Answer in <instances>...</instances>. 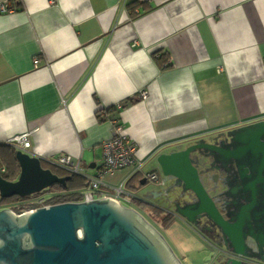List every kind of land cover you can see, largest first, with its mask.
<instances>
[{"label": "crops", "instance_id": "obj_1", "mask_svg": "<svg viewBox=\"0 0 264 264\" xmlns=\"http://www.w3.org/2000/svg\"><path fill=\"white\" fill-rule=\"evenodd\" d=\"M7 1L0 143L30 130L39 158L67 153L93 174L114 122L135 143L143 178L160 173L159 154L264 120V0ZM129 171L102 179L115 185Z\"/></svg>", "mask_w": 264, "mask_h": 264}, {"label": "water", "instance_id": "obj_2", "mask_svg": "<svg viewBox=\"0 0 264 264\" xmlns=\"http://www.w3.org/2000/svg\"><path fill=\"white\" fill-rule=\"evenodd\" d=\"M220 134L212 142L196 140L156 156L160 173L169 181L165 198L177 187L175 197L169 200L171 208L197 232L203 234V220L208 228L226 236L230 248L223 247V261L217 263L212 259L207 264H255L243 260L247 249L259 253L258 260L264 264V226L254 232L246 222L250 208L264 206V120L233 128L217 139ZM14 155L19 172L13 180L0 175L1 197L28 195L53 182L64 185L69 177L41 166L35 154L16 149ZM214 161L231 163L238 174L232 189L239 190L244 202L239 204L234 218L221 212V194H227L230 185L225 175L220 183L212 181L211 170L217 169L212 165ZM200 173L212 182V192L201 182ZM245 236L252 240H245ZM0 264L181 262L160 232L137 210L110 199H93L52 203L21 213L9 207L0 208Z\"/></svg>", "mask_w": 264, "mask_h": 264}, {"label": "built area", "instance_id": "obj_3", "mask_svg": "<svg viewBox=\"0 0 264 264\" xmlns=\"http://www.w3.org/2000/svg\"><path fill=\"white\" fill-rule=\"evenodd\" d=\"M13 6L9 4L7 0H0V12L11 11ZM147 94L145 89H141L136 96L144 98ZM116 107H120V103L115 104ZM29 131L25 130L6 138L3 143L13 145L15 149L34 154L30 150V138ZM101 166L93 174L85 173L79 165V158H72L67 153H58L53 158L42 157L46 163L59 167L68 172L78 174L84 179V186L80 190L79 198L74 201H90L93 199L104 200L110 199L116 202H129L132 197L137 198L141 202H147L144 197L136 196L134 193L126 190L124 187L125 180L135 171H138L141 160L135 158V143L129 140L122 132L121 127L118 124L112 126L111 135L108 138L101 140ZM129 167V173L121 179L117 184H108L102 179V174H112L115 170ZM1 169H3L1 167ZM144 179L149 182H155L158 184H164L165 177L162 174H158L156 171H146L143 173ZM167 187H164L166 189ZM165 194V192H164ZM31 205H28L24 209H20L18 213L25 210L34 209L39 206H47L50 203H46L45 199L41 195H35L31 198ZM149 203V202H147ZM166 211L170 212L174 216H180L173 208L162 207ZM182 217V216H181ZM185 220V219H184ZM189 223L187 220H185Z\"/></svg>", "mask_w": 264, "mask_h": 264}, {"label": "rangeland", "instance_id": "obj_4", "mask_svg": "<svg viewBox=\"0 0 264 264\" xmlns=\"http://www.w3.org/2000/svg\"><path fill=\"white\" fill-rule=\"evenodd\" d=\"M158 172H160V170ZM199 177L207 191L209 193L212 192V190H210L212 182L209 180V178H207V175L204 173H200ZM164 187V184L145 182L136 188L134 194L141 195L149 203H155L159 204L160 206L171 208L172 204L169 200L175 197L178 188L175 187L168 193V198H165ZM49 193V190L43 188V190L41 189L40 195L43 197H47L48 195H50ZM28 196L29 197L26 198V200L24 199L20 202V204H23L21 205V207H19L18 211H20V209L26 208L25 205L32 200L31 198L35 196V192L30 193ZM183 198L186 199V195ZM120 203L122 205L134 208L148 222H150L166 240L181 264H207L208 261H211L212 259L217 263H221L223 261L225 252L222 251V249L220 250L213 245L207 244V241H202L203 239L201 240V237L198 236V233L196 232L194 227L191 224L187 223L183 217L175 216L169 221L166 226H161L155 219L150 216L147 209H143L133 202L127 203L121 201ZM13 211L15 213H18L17 210ZM180 248L186 250L185 252H183L184 254L180 253Z\"/></svg>", "mask_w": 264, "mask_h": 264}, {"label": "trees", "instance_id": "obj_5", "mask_svg": "<svg viewBox=\"0 0 264 264\" xmlns=\"http://www.w3.org/2000/svg\"><path fill=\"white\" fill-rule=\"evenodd\" d=\"M16 1V0H15ZM131 6V5H130ZM98 117V114H97ZM15 147L10 144L0 143V175L7 179L13 180L17 177L19 172V165L15 158L14 152ZM40 164L43 167H48L52 172L57 175L68 174V179L65 180V184L62 185L58 182H53L49 186L45 187V189L50 191V195L44 197L46 203H58L64 201H74L79 198V193L82 187L84 186V179L82 176L68 172L59 167L50 165L45 161L40 159ZM1 167L3 169H1ZM140 174L138 171L133 172L124 182V187L136 189V185L132 183L133 181H140ZM140 184V183H138ZM43 190V189H42ZM40 191L35 192V195H40ZM29 195V194H28ZM28 195H11L7 197L0 196V208L9 207L12 210H17L21 207L20 202L22 200H26ZM131 201L143 209H147L149 211L150 216L157 221L161 226L166 225L173 218L172 214L166 211L162 206H158L156 204L141 202L137 198L132 197ZM31 205V201H29L25 207Z\"/></svg>", "mask_w": 264, "mask_h": 264}, {"label": "flooded vegetation", "instance_id": "obj_6", "mask_svg": "<svg viewBox=\"0 0 264 264\" xmlns=\"http://www.w3.org/2000/svg\"><path fill=\"white\" fill-rule=\"evenodd\" d=\"M212 165H215L217 169H213L211 171L210 178L214 182H218L224 175L225 178L229 182V188L227 189V194H221V198L223 199V208H221L222 214L225 216L227 215L228 218H234L235 213L239 207L241 202H244V199L240 197L239 190L232 189L233 185L235 184L234 179H237L238 174L232 168L231 163L224 162L221 163L220 161H214ZM231 187V188H230ZM249 225L253 228L254 232L257 230L259 226H264V206H256L250 208L249 217L246 220ZM202 223V224H201ZM200 225H202L203 234L207 236L208 239H211V245L215 246L217 249H223V247L230 248V243L227 241V238L224 234L218 233L213 229H210L206 226L207 223H203L201 221ZM199 224V223H198ZM199 225V226H200ZM245 240H252L249 236H245ZM226 245V246H225ZM259 254V253H258ZM246 261H252V258L243 257Z\"/></svg>", "mask_w": 264, "mask_h": 264}]
</instances>
